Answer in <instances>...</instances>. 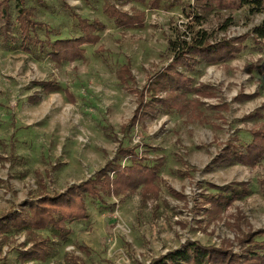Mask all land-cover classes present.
Here are the masks:
<instances>
[{"label":"rangeland","instance_id":"374dc122","mask_svg":"<svg viewBox=\"0 0 264 264\" xmlns=\"http://www.w3.org/2000/svg\"><path fill=\"white\" fill-rule=\"evenodd\" d=\"M186 2L163 0L149 8L121 1L123 10L145 13L144 27L125 29L104 14V0H45L44 6L28 0L37 20L61 38L81 35L64 5L105 25L99 44L86 47L85 59L74 63L55 64L0 39V216L90 179L116 159L121 145L163 162L157 193L140 189L105 197L104 203L88 200L89 219L67 224L65 237L50 231L22 232L7 240L0 236V264H152L187 241L216 247L228 242L238 252L239 239L264 228V162L255 168L216 165L227 141L238 135L248 142L251 129L264 127V53L252 38L233 60L201 63L187 72L194 86L215 94L191 97L202 102L200 112L159 109L131 124L137 92L171 63L169 40L177 29L190 35ZM204 17L195 28L215 41L246 36L264 21V14L248 10L216 9ZM126 64L134 76L127 85L118 79ZM43 82L60 90L37 86ZM127 126L129 131H123ZM233 182H247L251 194L221 212L210 210L206 197L221 194ZM33 240L45 241L51 255L27 258Z\"/></svg>","mask_w":264,"mask_h":264},{"label":"trees","instance_id":"16d2710c","mask_svg":"<svg viewBox=\"0 0 264 264\" xmlns=\"http://www.w3.org/2000/svg\"><path fill=\"white\" fill-rule=\"evenodd\" d=\"M27 1L0 0V39L7 43L6 46H17L26 53L38 52L55 64H64L84 60L86 47L99 44L101 40L99 33L105 29L101 21L83 18L69 6L64 5L65 9L71 12L81 35L61 38L58 30L37 20L36 10L28 7ZM36 1L42 6L46 5L45 0ZM121 1L157 8L163 0H104L103 12L115 26L134 29L144 27L145 13H130L123 10L119 6ZM183 6V13L189 19L186 28L189 29L190 35L184 29H177L176 38L169 40L167 52L172 55L171 63L157 73L141 92H137L138 108L131 120L132 126L147 115H155L159 109L173 114L200 112L202 102L198 99L201 96L213 97L215 94L194 86L187 72H194L196 65L229 62L245 50V43L250 38L264 53V21L246 36L237 39L225 37L220 41H215L212 34L206 30L195 28L196 24L201 26L204 22L205 13L216 9L248 10L250 15L264 14V0H188ZM13 25L17 30L13 29ZM13 31L17 32V36H13ZM40 31H44V38L40 36ZM118 74L120 84L127 85L134 80L130 64L123 65ZM37 86L48 91L60 90L56 83L43 82ZM65 93L72 102H75L70 91L65 89ZM193 95L199 98H191ZM36 99V102H39L40 98ZM259 117L262 118L263 115ZM129 127H124L123 131H129ZM103 130L112 131L107 128ZM249 133L251 139L248 142L238 135L227 141L216 159V165L241 164L255 168L262 164L264 127H256ZM116 155V159L107 161L103 168L81 184L72 185L62 193L26 201L20 206V210L0 216V236L7 240L11 235L22 232L34 236L36 232L50 231L54 235L65 237L69 233L67 224L89 219L88 200L104 203L105 197L136 192L140 189L143 192H158L157 183L163 167L162 161L149 159L137 152V148L122 145ZM119 158L129 160L131 164L123 165ZM213 188L218 189L216 186ZM250 194L247 182H233L227 185L221 194L207 196L205 203L211 204L210 210L221 212L234 201L244 199ZM33 241L34 249L26 253L27 258L45 260L51 255L52 252L48 249L50 246H46L45 241ZM233 248L234 244L228 242L216 247L204 245L200 241H187L178 249L155 259L152 264H264V228L249 232L239 239L238 252Z\"/></svg>","mask_w":264,"mask_h":264}]
</instances>
